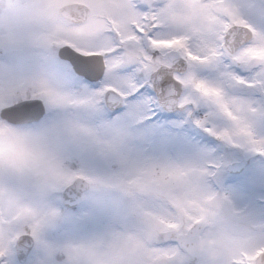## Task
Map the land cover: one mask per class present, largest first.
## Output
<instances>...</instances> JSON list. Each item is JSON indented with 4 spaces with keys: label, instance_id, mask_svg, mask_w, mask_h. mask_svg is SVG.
Listing matches in <instances>:
<instances>
[{
    "label": "snow or ice",
    "instance_id": "obj_1",
    "mask_svg": "<svg viewBox=\"0 0 264 264\" xmlns=\"http://www.w3.org/2000/svg\"><path fill=\"white\" fill-rule=\"evenodd\" d=\"M0 264H264V0H0Z\"/></svg>",
    "mask_w": 264,
    "mask_h": 264
}]
</instances>
